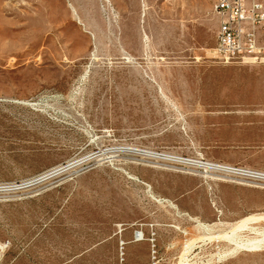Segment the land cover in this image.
Masks as SVG:
<instances>
[{
  "label": "rangeland",
  "instance_id": "rangeland-1",
  "mask_svg": "<svg viewBox=\"0 0 264 264\" xmlns=\"http://www.w3.org/2000/svg\"><path fill=\"white\" fill-rule=\"evenodd\" d=\"M213 2L0 0V264H264L208 166L264 173V37L220 64Z\"/></svg>",
  "mask_w": 264,
  "mask_h": 264
},
{
  "label": "built area",
  "instance_id": "built-area-1",
  "mask_svg": "<svg viewBox=\"0 0 264 264\" xmlns=\"http://www.w3.org/2000/svg\"><path fill=\"white\" fill-rule=\"evenodd\" d=\"M214 13L219 19L213 58L222 65L237 61L261 59L260 32L264 37V0H215ZM261 61V60H260ZM213 170L247 181L256 187L264 186V173L243 168L210 165ZM4 246L0 244V261Z\"/></svg>",
  "mask_w": 264,
  "mask_h": 264
},
{
  "label": "crops",
  "instance_id": "crops-1",
  "mask_svg": "<svg viewBox=\"0 0 264 264\" xmlns=\"http://www.w3.org/2000/svg\"><path fill=\"white\" fill-rule=\"evenodd\" d=\"M214 4H215V0H214V2H213V5H212V7L210 6V13L212 14V18H213V20H214V24H215V28H216V37H217V31H218V29H219V19H218V17L215 15V13H214ZM262 34H261V32H260V36H261Z\"/></svg>",
  "mask_w": 264,
  "mask_h": 264
},
{
  "label": "bare ground",
  "instance_id": "bare-ground-1",
  "mask_svg": "<svg viewBox=\"0 0 264 264\" xmlns=\"http://www.w3.org/2000/svg\"><path fill=\"white\" fill-rule=\"evenodd\" d=\"M149 156V155H148ZM208 166H210V165H208ZM212 168L210 169V170H218V168H216V167H213V166H211ZM236 178V177H235ZM136 242H140V241H142V237H141V235H137L136 236V240H135Z\"/></svg>",
  "mask_w": 264,
  "mask_h": 264
}]
</instances>
